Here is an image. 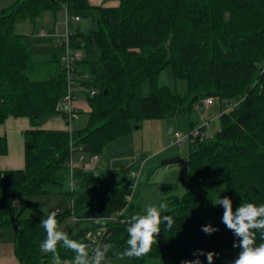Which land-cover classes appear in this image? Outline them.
Listing matches in <instances>:
<instances>
[{"label": "trees", "instance_id": "obj_1", "mask_svg": "<svg viewBox=\"0 0 264 264\" xmlns=\"http://www.w3.org/2000/svg\"><path fill=\"white\" fill-rule=\"evenodd\" d=\"M62 2L71 14L91 19L86 32H69L71 48L95 51L93 58L83 56L72 72L80 86L88 88L89 122L79 130L40 127L50 114L65 115L57 105L67 93L68 74L59 54L36 59L24 34L16 30L19 20L35 23L44 12H57ZM168 65L176 79L188 81L185 93L158 84L160 70ZM36 68L46 76L33 78ZM85 73L90 77L80 78ZM91 89L96 94L91 95ZM209 96L228 108L221 111L212 138L188 142L186 191L176 193V183L161 187L162 202L168 205L162 215L172 216L171 229L162 223L157 243L144 256L120 258L128 247L131 217L145 214L131 202L120 215L133 181L111 178L106 171L71 172V145L101 155L110 141L145 119L184 110L193 116L199 101ZM11 115L28 116L32 125L24 131L25 167L0 169V228L15 229L20 264L53 259L40 248L47 235L40 223L46 218L23 216L15 204L19 196L44 194H63L73 200L75 212H91L90 223L78 222L68 236L84 243L90 253L87 233L103 230L101 244L112 247L102 264H182L196 259L208 264V252L216 253L212 264H233L241 250L233 247L239 238L222 222L224 208L215 207L214 189L218 183L226 185L234 212L242 203L264 204V0H120L116 6H94L88 0H13L0 10V124ZM190 124L194 128L198 118ZM7 147L6 136L0 135V154ZM180 158L166 157L161 163ZM71 177L75 190L66 187ZM56 214L60 225L72 209ZM113 214L120 216L108 220ZM205 225L218 231L206 234ZM255 235L256 246L264 243V232ZM57 252L61 261L76 255L62 243Z\"/></svg>", "mask_w": 264, "mask_h": 264}, {"label": "rangeland", "instance_id": "obj_2", "mask_svg": "<svg viewBox=\"0 0 264 264\" xmlns=\"http://www.w3.org/2000/svg\"><path fill=\"white\" fill-rule=\"evenodd\" d=\"M13 0H0V10L3 7L11 5ZM62 13V10L60 11ZM74 14V13H73ZM61 15H57L55 18L57 21H63L65 18L60 17ZM73 17V16H72ZM81 21L80 26L83 30L87 31L89 29L91 19L88 15L84 13L80 14ZM43 23L40 21L33 22L31 18H25L19 20L16 24V30L24 34L25 40L30 48V51L33 53V56L37 59H47L50 58L53 54H64L67 52V45L65 43L59 42L52 34H48L46 36L41 35L38 31ZM58 24V23H57ZM59 30L64 31L66 26L64 23H59ZM66 31V30H65ZM81 52L85 58H93L95 56V51L90 48H82ZM37 69V68H36ZM35 70L32 72L33 78H38L39 75L46 76L45 73H38L43 72L41 70ZM37 71V72H36ZM42 77V76H41ZM158 84L160 86L166 85L171 88L172 91L177 93H185L188 89V81L185 78L176 79L172 67L170 65L165 66L162 70H160L158 74ZM144 90H148L147 82L144 83ZM213 97L214 96H209ZM73 105L77 110V118H73L71 121L72 128L71 130H79L83 129L87 126L89 122V113L87 112L86 106V94L84 91H79L78 96L74 99ZM237 102V101H236ZM221 102L217 100L216 107L219 110V105ZM226 103L222 104L225 106ZM213 111L215 108H212ZM204 114L207 118L211 117L212 112L208 109H205ZM213 114H215L213 112ZM61 116L60 113L50 114L46 116L42 120V124L49 119L50 117ZM62 117V116H61ZM152 123V130H158V139L160 144L165 143L168 145L169 150L164 153H156L158 156L153 155L152 153H145L141 147L140 139L142 137V133L144 130L143 123L135 126L127 135L110 141L107 145L113 148L114 153L122 154L127 157V159L118 165V168L115 169L117 172H124L126 169H134L136 171H140L139 177L137 178V184L134 190V193L138 189V184L140 192L142 194L138 197L134 198L135 202H140L141 206L144 210H146L147 206L149 205H159L160 195H161V187L164 183H176V193L183 194L187 187L190 180L187 161L189 155V147L188 144L185 147H180L179 145L173 143V136L172 132L169 131L170 126H174L177 128L176 130H180L183 133L190 132V118H189V111L184 110L179 112L173 116H166V117H153L149 118ZM157 125V126H156ZM220 121L218 118H213L210 126L207 128V132L210 134L208 138H212L214 133L219 129ZM201 139V138H200ZM206 139V138H205ZM203 140V139H201ZM157 150V146L153 148L152 152ZM175 154L179 155L181 158L175 162H169L166 164L161 163V157L166 154ZM87 156V153H84ZM79 155H76L78 158ZM121 156V155H120ZM140 157H147L146 162L143 166H139V159ZM155 157V158H154ZM155 159V160H154ZM153 160V161H152ZM141 177V178H140ZM142 184V185H141ZM133 193V197H134ZM162 197V195H161ZM227 196V188L226 185L223 183H218L214 189V204L217 202V199ZM67 207V203L63 205L62 208ZM215 207H223L222 205H215ZM37 212L34 206L28 207L25 211V216H33ZM113 260H107L105 264H111Z\"/></svg>", "mask_w": 264, "mask_h": 264}, {"label": "crops", "instance_id": "obj_3", "mask_svg": "<svg viewBox=\"0 0 264 264\" xmlns=\"http://www.w3.org/2000/svg\"><path fill=\"white\" fill-rule=\"evenodd\" d=\"M91 5L94 6H116L120 3V0H88ZM62 10V13L60 11ZM61 15L60 17L64 16L63 21H57L55 18L57 15ZM78 14H71L69 11V6L67 3L62 2L59 5V8L57 12L54 11H46L44 12L37 21L42 22L43 24L39 28V33L41 31H46L48 34H52L57 41L65 43L60 39V36L65 34L67 32H73L76 30H80L82 32H86L83 30L80 26V20L76 21L74 20V17ZM73 16V17H72ZM36 21V22H37ZM64 23L66 26V31H60L59 29V23ZM58 23V24H57ZM91 25V23H90ZM90 27V26H89ZM47 34V35H48ZM42 35V34H41ZM46 36V35H43ZM66 44V43H65ZM73 49V48H72ZM63 54L60 53L59 56H62ZM48 59V58H47ZM80 78H83L80 77ZM81 91H84L86 94V109L87 112L90 109L89 102L87 99V87H82L80 89ZM216 102L217 100H214V103L212 104H205L203 105L202 109L199 108L196 111L194 110L193 116L190 115L189 113V118L190 122L191 119H196L200 121V118L204 114V110L208 109L211 114V119L213 118H218L220 116L221 111L226 110L227 104L225 106H222L224 102H221L219 105V110H217L218 107H216ZM75 105V104H74ZM75 107V106H74ZM212 108H215L213 111ZM213 112L215 114H213ZM62 116V117H61ZM59 118L57 116L55 117H50L47 119L40 127L42 128H48V129H66V130H71L72 128L71 122L67 121L64 116L61 114ZM78 115H76L75 118H77ZM143 133L142 137L140 139L141 147L144 150L145 153H152L153 155L158 156L156 153H164L169 150L168 145H165V143L160 144L159 139H158V130H152V123L150 119H145L143 121ZM190 129H191V124ZM157 126V125H156ZM31 120L28 116H9L7 120L4 123L0 124V135L1 136H6L7 138V152L5 154H0V169H21L25 167V137H24V131L27 128H31ZM172 128V136H173V131H175L177 128L174 126H170ZM157 146V150L153 151V148ZM87 157H91L89 153H87ZM121 155V156H120ZM175 154H166L161 157V162L162 159L170 156H174ZM155 158V157H154ZM127 157L122 154H117L114 153L113 148L107 146L104 149V152L100 155V158L96 161V172L99 171H106L109 173V176L111 178H119L126 176L129 178V172L132 170L131 168L126 169L124 172H117L115 171L116 168H118L119 164H122ZM155 160V159H154ZM153 161V160H152ZM146 162V161H145ZM145 162L141 165L139 163V166H143ZM147 163V162H146ZM188 163V162H187ZM188 167V166H187ZM139 174L140 171L138 170ZM128 175V176H127ZM141 178V177H140ZM138 184V189L134 193V197L132 199V202L135 204L137 208H139L141 211L145 212L143 207L141 206L142 201L140 202H135L134 198L138 197L142 194L140 192ZM142 185V184H141ZM136 187V186H135ZM135 190V189H134ZM160 201L162 202V197L160 195ZM71 202L72 200L68 201L66 197L63 194H44V195H34V196H29V195H22L16 198L15 204L17 208L23 213V216H25V211L28 207L34 206L37 210L36 214L33 216H26L29 218L32 217H39V218H47V215L51 212L58 213L59 211H63L68 209L69 207L71 208ZM67 203V207L62 208L64 204ZM75 216L77 219H75L72 214L67 217L59 226L69 234L71 231L74 230L78 222L81 223H90V217H91V212L89 210H84L81 212H75ZM81 220V221H80ZM46 237L44 238V240ZM43 240V241H44ZM0 264H20V260L16 256L15 253V229L11 226H5L0 228ZM47 264H54V259H51ZM61 264H74V258H66L63 261H61Z\"/></svg>", "mask_w": 264, "mask_h": 264}, {"label": "clouds", "instance_id": "obj_4", "mask_svg": "<svg viewBox=\"0 0 264 264\" xmlns=\"http://www.w3.org/2000/svg\"><path fill=\"white\" fill-rule=\"evenodd\" d=\"M66 187L75 190V182L72 178L68 179ZM214 205L223 206L222 222L234 233L235 237L239 238V243H234L233 247H238L241 250L233 264H264V243H260L258 246L255 244V233L257 231L264 232V204L257 206L253 203H242L234 212L230 198L224 197L221 199L218 197ZM167 209L168 205L161 202L158 206H147L145 214L131 217L130 226L127 228L129 238L126 243L128 247L119 254L120 258L125 256L140 258L150 251L151 246L157 243L156 237L161 231L160 225L165 223L169 229L173 225L172 216L162 215V212H166ZM56 215L55 212H51L40 223L47 234L40 248L45 253L53 254L54 264H61L57 252V245L60 243L76 253L74 264H102L106 253L112 246L105 244L102 250H97L90 257L87 246L84 243L70 239L67 232L59 226ZM202 231L206 234H212L218 229L213 228L211 225H205L202 227ZM261 238L264 239V235ZM199 254L205 255L203 252ZM215 255L214 252L206 253L208 264H212ZM182 264H200V261L199 259L183 261Z\"/></svg>", "mask_w": 264, "mask_h": 264}, {"label": "built area", "instance_id": "obj_5", "mask_svg": "<svg viewBox=\"0 0 264 264\" xmlns=\"http://www.w3.org/2000/svg\"><path fill=\"white\" fill-rule=\"evenodd\" d=\"M74 20L78 21L80 20V16L76 15L74 17ZM42 35H47L48 33L46 31H41ZM60 36V39L62 41H64L67 45V52L64 53L61 56V62L64 65V67L66 68L67 74H68V90L66 95L61 99V101L58 103L57 105V109H64L66 111L65 113V119L67 121H71L74 117H76L77 115V110L75 109L74 105H73V101L74 99L78 96L80 89L82 88L79 84V78H75L72 75V72H74V69L76 68L77 63L83 58V54L81 52V49L79 48H71L70 47V33L67 32L65 34L62 35H58ZM84 78H89L90 74L89 73H85L83 75ZM97 90L96 89H91L90 90V94L94 95L96 94ZM203 102L205 104H212L214 103V98L213 97H206L203 99ZM66 104V108H63L62 105ZM212 122L211 118H207L206 115H202L199 121V124L196 125L194 128H192L190 130L189 133H183L180 130H175L173 131V143L179 145L180 147H185L188 142L196 137L201 138V139H205L208 138V136L210 135L207 132V128L210 126V123ZM84 153H86L85 151H83V147H76L75 149H73V144L71 145V155L69 157V166H70V170L71 172H73V170L75 169H82V170H95L97 169L96 166V161L100 158V154H93L91 155V157H87ZM76 155H79L77 159ZM141 159H139L140 164L142 165L147 157H140ZM72 176V173H71ZM139 177V172L132 169L129 172V179H132V190L129 194L126 195V199H127V205L125 206V208L120 212V215L126 211V208L128 207V205L132 202L133 199V191L135 189V186L137 184V178ZM72 178V177H71ZM72 180L75 182V180L72 178ZM75 187H76V183H75ZM71 209H72V216L77 219V217L75 216V210H74V202L72 200L71 202ZM118 214H113L111 216H109L107 219L108 220H117L119 218ZM103 233V230H98L97 233H95L93 230L89 231L87 233V237L90 241V243L88 244V247L90 249V253L89 256L92 257L95 252L97 250H100V246L101 244V235Z\"/></svg>", "mask_w": 264, "mask_h": 264}, {"label": "water", "instance_id": "obj_6", "mask_svg": "<svg viewBox=\"0 0 264 264\" xmlns=\"http://www.w3.org/2000/svg\"><path fill=\"white\" fill-rule=\"evenodd\" d=\"M203 105H204L203 100L199 101V108H200V109H202ZM62 107H63V108H66V104H63ZM137 127H139V126H137ZM172 128H173V127H170V128H169V131H172ZM102 249H103V245L100 246V250H102Z\"/></svg>", "mask_w": 264, "mask_h": 264}]
</instances>
